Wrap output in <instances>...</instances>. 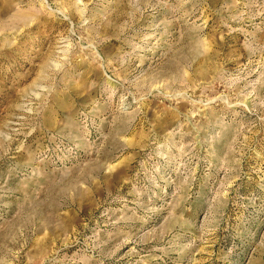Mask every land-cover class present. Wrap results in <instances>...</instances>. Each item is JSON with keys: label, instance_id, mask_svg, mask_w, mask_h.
I'll list each match as a JSON object with an SVG mask.
<instances>
[{"label": "rangeland", "instance_id": "obj_1", "mask_svg": "<svg viewBox=\"0 0 264 264\" xmlns=\"http://www.w3.org/2000/svg\"><path fill=\"white\" fill-rule=\"evenodd\" d=\"M0 264H264V0H0Z\"/></svg>", "mask_w": 264, "mask_h": 264}]
</instances>
